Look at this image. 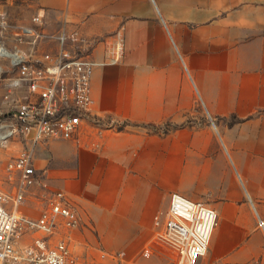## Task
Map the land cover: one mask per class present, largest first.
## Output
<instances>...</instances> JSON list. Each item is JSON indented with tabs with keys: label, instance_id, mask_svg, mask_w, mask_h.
Here are the masks:
<instances>
[{
	"label": "crops",
	"instance_id": "1",
	"mask_svg": "<svg viewBox=\"0 0 264 264\" xmlns=\"http://www.w3.org/2000/svg\"><path fill=\"white\" fill-rule=\"evenodd\" d=\"M44 29L79 27L98 63L91 115L74 138L35 148L40 211L68 195L128 251L180 193L218 216L196 264H264V0H40Z\"/></svg>",
	"mask_w": 264,
	"mask_h": 264
},
{
	"label": "built area",
	"instance_id": "2",
	"mask_svg": "<svg viewBox=\"0 0 264 264\" xmlns=\"http://www.w3.org/2000/svg\"><path fill=\"white\" fill-rule=\"evenodd\" d=\"M32 23L20 27L12 50L0 46V59L12 74L3 83L0 140L14 139L22 148L7 164V170L19 174L21 189L12 198L0 193V264H89L70 245L80 221L71 198L62 191L51 193L33 218L22 193L38 181L34 149L46 140L74 138L88 120L94 70L120 61L123 36L117 31L103 40V60L98 63L92 57V40L79 27L65 25L48 32L44 14L33 17ZM51 42L54 48L37 53L40 44ZM4 72L0 66V76ZM217 221L209 205L173 192L167 209L154 216L155 232L142 256L156 253L171 264H196L207 252ZM257 225L264 228V220ZM25 236H30L27 243Z\"/></svg>",
	"mask_w": 264,
	"mask_h": 264
},
{
	"label": "rangeland",
	"instance_id": "3",
	"mask_svg": "<svg viewBox=\"0 0 264 264\" xmlns=\"http://www.w3.org/2000/svg\"><path fill=\"white\" fill-rule=\"evenodd\" d=\"M41 9L40 0H0V46L4 45L7 49L12 50L18 44L15 34L20 27L31 26L33 24L32 18L42 14ZM51 47L54 48L52 42L40 44L37 53L46 52ZM6 64L8 65L7 62L0 59V66L5 70L0 76V104L3 95V83L12 75L9 73ZM2 119L3 117L0 115V123ZM21 149V145L14 139L0 140V193L8 198H12L21 189L19 174L7 170V164L19 154ZM33 157L34 161L38 159L35 149ZM22 196L28 215L33 218L37 217L40 213V203L44 200L39 197L34 188H29L27 192L22 193ZM71 236L70 245L73 251L82 255L83 261L89 264H171L163 256L156 253L150 257H143L142 250L145 244L132 252L125 248H119L114 245L113 238L100 237L90 225H88L87 232L79 234L75 229ZM28 241H30V236H25L23 243Z\"/></svg>",
	"mask_w": 264,
	"mask_h": 264
}]
</instances>
